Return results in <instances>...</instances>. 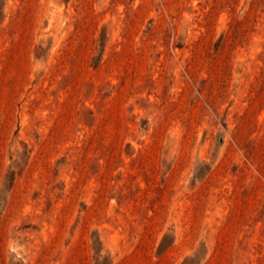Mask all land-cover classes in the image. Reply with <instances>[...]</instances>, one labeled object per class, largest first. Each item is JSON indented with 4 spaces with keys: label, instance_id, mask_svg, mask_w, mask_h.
<instances>
[{
    "label": "rangeland",
    "instance_id": "374dc122",
    "mask_svg": "<svg viewBox=\"0 0 264 264\" xmlns=\"http://www.w3.org/2000/svg\"><path fill=\"white\" fill-rule=\"evenodd\" d=\"M0 264H264V0H0Z\"/></svg>",
    "mask_w": 264,
    "mask_h": 264
}]
</instances>
